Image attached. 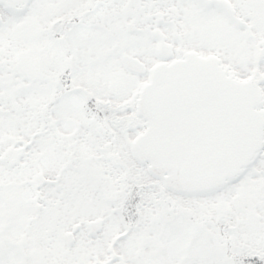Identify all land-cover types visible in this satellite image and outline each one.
Instances as JSON below:
<instances>
[{
	"label": "snow or ice",
	"instance_id": "6c2138e0",
	"mask_svg": "<svg viewBox=\"0 0 264 264\" xmlns=\"http://www.w3.org/2000/svg\"><path fill=\"white\" fill-rule=\"evenodd\" d=\"M0 264H264V0H0Z\"/></svg>",
	"mask_w": 264,
	"mask_h": 264
}]
</instances>
